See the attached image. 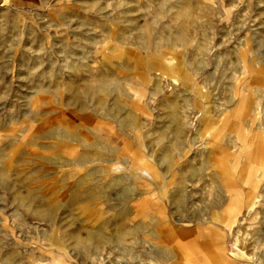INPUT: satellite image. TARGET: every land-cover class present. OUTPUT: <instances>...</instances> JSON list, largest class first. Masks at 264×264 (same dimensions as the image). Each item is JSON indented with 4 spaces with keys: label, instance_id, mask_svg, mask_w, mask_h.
I'll return each mask as SVG.
<instances>
[{
    "label": "rangeland",
    "instance_id": "rangeland-1",
    "mask_svg": "<svg viewBox=\"0 0 264 264\" xmlns=\"http://www.w3.org/2000/svg\"><path fill=\"white\" fill-rule=\"evenodd\" d=\"M208 240L264 264V0H0V264Z\"/></svg>",
    "mask_w": 264,
    "mask_h": 264
},
{
    "label": "crops",
    "instance_id": "crops-1",
    "mask_svg": "<svg viewBox=\"0 0 264 264\" xmlns=\"http://www.w3.org/2000/svg\"><path fill=\"white\" fill-rule=\"evenodd\" d=\"M203 227H210V226L205 225ZM202 233H205V234L213 233L215 236V231L213 230H209V231L204 230L202 231ZM190 244L188 245L189 247H190ZM198 246L199 247L196 252H193L190 248H188L190 253H189V260L187 264H195L194 258L191 259L194 256V254H196L197 259H198L197 264H237L236 261L231 259L232 257L228 255V247L226 243L223 241L218 242V243H215L210 240L201 241ZM203 252H204V255H201ZM218 254L221 255L220 260H218V257H217ZM213 258H215L216 261Z\"/></svg>",
    "mask_w": 264,
    "mask_h": 264
},
{
    "label": "bare ground",
    "instance_id": "bare-ground-1",
    "mask_svg": "<svg viewBox=\"0 0 264 264\" xmlns=\"http://www.w3.org/2000/svg\"><path fill=\"white\" fill-rule=\"evenodd\" d=\"M262 76H263V72L262 71H260L259 73H258V75H257V79H262ZM40 214V213H39ZM40 216H41V214H40ZM95 234V233H94ZM120 237V236H119ZM236 256H238V257H244V255L243 254H240V253H237V254H235Z\"/></svg>",
    "mask_w": 264,
    "mask_h": 264
}]
</instances>
